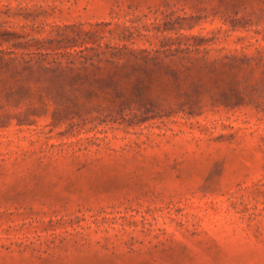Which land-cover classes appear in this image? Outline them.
<instances>
[{
	"label": "rangeland",
	"instance_id": "374dc122",
	"mask_svg": "<svg viewBox=\"0 0 264 264\" xmlns=\"http://www.w3.org/2000/svg\"><path fill=\"white\" fill-rule=\"evenodd\" d=\"M77 31L127 67L197 44L199 87L143 93L199 108L107 113L102 91L55 97L63 75L15 76ZM0 32V264H264V0H0Z\"/></svg>",
	"mask_w": 264,
	"mask_h": 264
},
{
	"label": "trees",
	"instance_id": "16d2710c",
	"mask_svg": "<svg viewBox=\"0 0 264 264\" xmlns=\"http://www.w3.org/2000/svg\"><path fill=\"white\" fill-rule=\"evenodd\" d=\"M4 35L5 33L0 32V43L7 40L3 37ZM86 36V32L82 33L80 31L72 35H64L69 42L63 46L62 50L65 61L53 58L43 64L41 60L33 62L32 58L26 59L23 55L20 58H12L14 63L13 73L15 76H23L26 71L33 73L35 70H41L46 75H50L49 78L47 77L48 80H51V76H65L63 82L58 86L59 89L55 90V97L62 96L66 89L82 90L88 94L102 91L108 96L109 100V104L105 108L107 113H195L199 108L200 101L188 98L187 91L178 93L180 99L175 102H167L163 107H161V102L143 93V90L149 88L155 79H160L161 74L177 90L185 83L193 86V89L199 87L200 80L193 78V74L200 73V67L194 64V61L200 60V57L196 58L192 54L200 53V47L197 44L193 48L187 46L183 49H169V54L160 50H152L153 52L148 50L146 55L141 57L144 65L132 63L130 67H127V63L131 59L137 61L140 58L131 55L125 59V62L119 64V60L122 61L125 57L115 51L109 53L102 51L87 55L83 51L89 49L88 47L79 50L70 47L75 45L73 42L81 37V40L84 41ZM106 47L115 49L117 46L107 45ZM21 54H24V52ZM102 54H108V56L104 60V73L101 75L100 62L102 61ZM163 58L184 63L179 67L166 66L164 68H154L147 65L149 61L162 60ZM226 59V64L231 65L233 59L230 56H226ZM183 98L185 99L182 100ZM225 104L236 105V103Z\"/></svg>",
	"mask_w": 264,
	"mask_h": 264
}]
</instances>
